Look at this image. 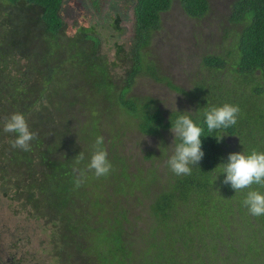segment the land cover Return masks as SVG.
Returning a JSON list of instances; mask_svg holds the SVG:
<instances>
[{"label": "trees", "instance_id": "1", "mask_svg": "<svg viewBox=\"0 0 264 264\" xmlns=\"http://www.w3.org/2000/svg\"><path fill=\"white\" fill-rule=\"evenodd\" d=\"M179 2L193 19L211 10V0ZM92 3L101 10L100 0ZM111 4L118 5L105 12L117 31L114 59L103 50L104 23L83 20L69 30L65 0H0L4 195L51 225L53 264H264V216L248 212L242 201L249 189L236 193L223 184L217 168L230 153L264 151V0H233L223 17L231 45L226 43L225 54L204 56L209 75L196 77L192 93L162 77L147 50L173 0ZM125 20L132 23L130 46L120 37L127 31ZM120 65L126 70L116 79L112 68ZM141 74L194 97L196 113L166 112L155 98L130 94ZM230 76L233 87L245 83L248 93L228 88L224 79ZM225 103L239 106L237 123L210 133L204 111ZM49 104L60 121L50 117ZM15 112L36 134L31 151L12 148L16 134L3 131ZM184 112L203 129L204 156L190 175L177 176L168 168L173 143L143 150L132 160V154L118 151L123 128H112L117 134L102 145L111 172L100 178L88 172L82 186L74 187V169L85 168L106 125L120 122L164 140ZM106 116L118 119L105 124ZM222 134L218 142L215 137ZM81 151L84 160L76 164Z\"/></svg>", "mask_w": 264, "mask_h": 264}, {"label": "rangeland", "instance_id": "2", "mask_svg": "<svg viewBox=\"0 0 264 264\" xmlns=\"http://www.w3.org/2000/svg\"><path fill=\"white\" fill-rule=\"evenodd\" d=\"M111 1L114 0H100L101 10L97 11L93 7L92 0H65L64 20L72 32L74 24L83 20L94 24L99 22L100 25L104 23L106 28H103L102 35L103 50L111 59H114L116 55L113 43L117 39V31L110 26V20L105 18L106 11H115L118 7V5L112 7ZM232 3L233 0H211L210 12L199 20L187 16L179 0H173L172 7L162 13V27L156 32L153 44L147 49L151 53L149 59L158 62L159 74L162 77H170L174 83L192 93L196 77L209 75V71L204 67V56L225 54L228 49H225L226 43L228 46L231 45V39H228V34L225 33V27L229 24L223 17L230 10ZM130 23L129 20H125L124 26L127 31L120 36L121 42L127 46H130L133 35L132 23ZM125 70L126 67L123 65L113 67L114 78L118 79ZM232 77H225L227 87L248 93L245 83L243 85L241 82H236L233 87ZM130 94L155 98L166 112L187 110L196 113L194 110L197 108V103L194 97L173 89L165 80L157 81L149 75L138 76ZM54 97L57 104L58 100L60 101L57 93ZM43 103H46V100L42 101L41 106ZM198 106L201 107L200 104ZM49 107L50 117L54 121H60L56 111L53 110L54 106L49 104ZM117 119L106 116L104 122L108 124ZM112 128H123L124 132L120 134L117 143L118 151L123 155L132 154V160L136 154L142 156L143 150H157L159 146L171 145L174 141L172 132H166L163 135L164 140H160L158 136H146L137 129H132L133 126L125 127L120 122H116L106 125L101 132L106 142L117 134V130L112 131ZM4 188L7 186L2 184L0 178V245L8 246V251L13 246L22 247L25 264L55 263L51 243L54 231L51 225L47 224L45 219H34L28 209L21 208L19 202L4 195Z\"/></svg>", "mask_w": 264, "mask_h": 264}, {"label": "clouds", "instance_id": "3", "mask_svg": "<svg viewBox=\"0 0 264 264\" xmlns=\"http://www.w3.org/2000/svg\"><path fill=\"white\" fill-rule=\"evenodd\" d=\"M187 113L190 112L181 113L171 123L170 129L174 136L171 146L174 145V147L166 163L168 168L177 176L190 175L191 166L198 165L204 156L201 141L203 129ZM239 113V106L229 103L205 109L204 117L207 130L211 133L218 129H227L236 125ZM3 131L16 134L15 139L11 142L12 148L31 151L30 142L35 139L36 134L30 131L27 120L22 113H12L4 122ZM224 135L226 134L215 138L219 142ZM177 140L179 143H176ZM103 143L104 138L102 136L96 137L93 145L94 150L85 168L74 169L77 173L74 179L75 188L78 189L82 186L88 172H92L97 178L106 177L111 172L113 166L108 159L107 151L102 147ZM83 160L84 154L81 151L75 157V162L79 164ZM217 168H220L221 174H224L223 184L230 185L236 193L249 189L242 201L248 212L253 216H264V192L253 189V185L264 188V151L252 149L248 154L244 151L230 153L227 157V163H221Z\"/></svg>", "mask_w": 264, "mask_h": 264}, {"label": "flooded vegetation", "instance_id": "4", "mask_svg": "<svg viewBox=\"0 0 264 264\" xmlns=\"http://www.w3.org/2000/svg\"><path fill=\"white\" fill-rule=\"evenodd\" d=\"M123 1L125 2L126 0H114V3L119 4V2ZM18 248L20 249V251ZM21 250H23L22 247L20 248L19 246H17L15 248L13 246L12 249L8 251V246L0 245V264H25Z\"/></svg>", "mask_w": 264, "mask_h": 264}]
</instances>
